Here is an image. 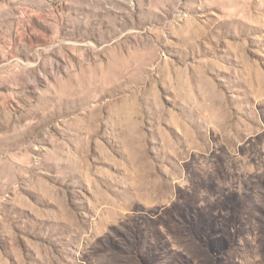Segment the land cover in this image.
Wrapping results in <instances>:
<instances>
[{"label": "rangeland", "instance_id": "1", "mask_svg": "<svg viewBox=\"0 0 264 264\" xmlns=\"http://www.w3.org/2000/svg\"><path fill=\"white\" fill-rule=\"evenodd\" d=\"M0 264H264V0H0Z\"/></svg>", "mask_w": 264, "mask_h": 264}]
</instances>
